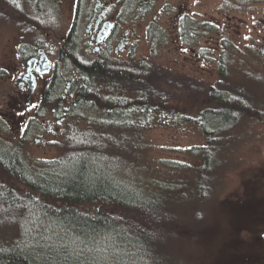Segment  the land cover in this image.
<instances>
[{
	"label": "trees",
	"instance_id": "1",
	"mask_svg": "<svg viewBox=\"0 0 264 264\" xmlns=\"http://www.w3.org/2000/svg\"><path fill=\"white\" fill-rule=\"evenodd\" d=\"M158 1L118 0L117 20L121 24L131 18L142 20L154 11ZM159 18L146 32L153 59L163 54L170 40L158 24ZM212 27L182 17L178 25L181 45H199ZM81 36L74 25L59 54L47 96L56 93L53 104L57 103L58 119L84 121L86 129L71 126L73 130L63 139L66 150L54 160L30 161L20 149L3 146L0 150V264L175 261L180 257L173 252L172 242L199 231L197 204L210 200V183L216 184L214 174L225 162L222 152L234 143L230 133L241 121L256 119L259 114L262 105L257 103L259 97L251 81L258 75L231 56V51L238 50L225 38L216 63L218 82L207 87L133 54L125 62L111 59L110 49L94 58L88 56ZM109 44L108 40L104 45ZM27 47H22L23 60L33 50ZM70 71V78L81 85L64 109L61 94ZM235 72L240 79L230 78ZM200 94L204 95L203 108L196 112L169 105L170 101ZM184 126L195 127L205 141L204 146L185 151L201 160L193 179L187 182L189 193L175 192L182 190L179 182L166 185L132 175L141 171H132L123 158L133 138L130 136ZM162 163L176 172L190 168L182 163ZM191 197L193 206L183 208L182 204L193 201L177 202ZM25 210L30 217L24 219ZM205 216L203 211L202 218Z\"/></svg>",
	"mask_w": 264,
	"mask_h": 264
},
{
	"label": "rangeland",
	"instance_id": "2",
	"mask_svg": "<svg viewBox=\"0 0 264 264\" xmlns=\"http://www.w3.org/2000/svg\"><path fill=\"white\" fill-rule=\"evenodd\" d=\"M39 1L42 10L35 7ZM98 1L102 5L107 2L112 5L109 18L117 28L114 37L109 39L110 44L101 46L95 53L99 45L90 43L91 29L88 30V25ZM166 6L169 8L162 11ZM119 11L118 0H0V150L3 146L20 149L22 156L30 161L54 160L66 150L63 139L74 126L79 130L86 129V122L74 119L58 125V119L51 113L55 106H44L37 115L34 109L30 113L17 109L15 100L21 91L18 83L24 45L34 49V46L47 48L56 43L57 50L52 58L58 62L66 44L61 41H67L71 28L76 25L88 56L94 58L110 49L111 59L125 62L133 54L136 59L152 60L186 81L192 80L208 87L218 82L216 63L223 50L222 40L228 39L238 50L231 51V56L242 60L245 66L241 67H249L258 75L251 81L259 97L257 103L262 106L256 119L241 121L239 127L230 133L234 143L222 152L225 162L214 174L216 184L210 183L212 198L209 202L207 199L204 202L199 200L197 204L199 231L189 233L190 238L172 242V250L180 258L175 261L169 259L167 264H185L183 259L190 264H264V53L261 52L264 47V0L252 3H247V0H159L149 16L142 20L131 18L124 24L117 20ZM158 16V24L166 30L170 40L163 54L153 59L146 32L148 25ZM186 16L213 26L207 36L200 38L199 45H181L178 25ZM126 33L125 48L119 47V40ZM70 74L73 72L67 76ZM238 77L240 79V74L235 72L230 78ZM43 91L41 88L39 95H43ZM68 94L63 100L66 108L77 95L70 101L66 98ZM202 96L179 98L170 101L169 105L196 112L203 108ZM23 117L26 119L21 122ZM49 124L51 130H48ZM130 137L133 138L123 158L131 165L132 171H141L133 176L166 185L179 182L182 190L175 192L189 193L187 182L193 179L201 160L185 151L205 145L204 138L195 127L155 129ZM162 162L182 163L190 168L176 172L166 168ZM184 201L193 202L182 203L183 208L194 205L192 197L177 200L178 204ZM203 211L205 219L202 218ZM25 213L24 219L26 216L29 218L30 213L27 210Z\"/></svg>",
	"mask_w": 264,
	"mask_h": 264
},
{
	"label": "flooded vegetation",
	"instance_id": "3",
	"mask_svg": "<svg viewBox=\"0 0 264 264\" xmlns=\"http://www.w3.org/2000/svg\"><path fill=\"white\" fill-rule=\"evenodd\" d=\"M111 6L112 5L108 2L102 5L101 2L98 1L93 8L92 17L88 25V30L91 29L90 43L92 44L93 42H96L97 34L104 28V26H106L107 29L109 28L108 36L102 41L99 47L95 48L94 50L95 53H98L100 51V47L103 46L110 38H112V36L114 37V31L117 28V26L115 22L112 21L111 18H109V13L111 12ZM35 7L37 10L40 9V1L38 4L37 3L35 4ZM109 24H111L110 27ZM127 34L128 33L125 34V37L119 40V44H118L119 47L125 48L124 45L127 43ZM65 42H66L65 39L61 41V43H65ZM56 50H57L56 43L49 45L47 48L34 46V49L31 51L28 57L21 62V69L19 71L20 78L18 83V86L21 89V91L19 93V97L15 100V102L18 105L17 109L19 111H25V112L27 111L30 113L34 109V112L37 115L38 110H41V108H44V106L45 108L46 106L48 107L55 106L56 108L52 107L51 113L55 115L56 119H58L59 116L56 115L57 103L55 102V104H53L54 99L56 98L55 97L56 93L51 92V94H49L50 96L49 97L47 96L48 91H50L51 89L50 86L55 78V69L57 66V62L53 60L52 56ZM30 60H34L32 66L28 65V62ZM30 67L31 70L29 71ZM47 69H49V73L43 74V72L46 71ZM33 86L34 89L32 90ZM41 88L44 90L43 95L41 94L42 98L41 95H39ZM79 88H80V81H76L75 78H71L70 80H68L66 82L65 93H62L61 95V101L65 99L64 96L66 95L67 92H69V94L66 96V98L71 101L79 91ZM48 98L51 99L48 100ZM64 109H66V107H64ZM42 113L44 114V112ZM26 117L21 118L20 119L21 122H23L26 119ZM64 121H65L64 118L58 119L57 121L58 125H62ZM51 128L52 126L51 124H49L48 130H51Z\"/></svg>",
	"mask_w": 264,
	"mask_h": 264
},
{
	"label": "water",
	"instance_id": "4",
	"mask_svg": "<svg viewBox=\"0 0 264 264\" xmlns=\"http://www.w3.org/2000/svg\"><path fill=\"white\" fill-rule=\"evenodd\" d=\"M110 26H111V24H109V27ZM108 34H109V28L107 29L106 26H104V28L97 34L96 44L100 45L102 43V41L108 36ZM261 52L264 53V47L261 49ZM33 63H34V60H30L28 62V65L32 66ZM30 70H31V67L29 68V71ZM47 73H49V69H47L46 71L43 72V74H47ZM33 89H34V86L32 87V90Z\"/></svg>",
	"mask_w": 264,
	"mask_h": 264
},
{
	"label": "bare ground",
	"instance_id": "5",
	"mask_svg": "<svg viewBox=\"0 0 264 264\" xmlns=\"http://www.w3.org/2000/svg\"><path fill=\"white\" fill-rule=\"evenodd\" d=\"M65 79H71L70 76H65ZM66 82V81H65Z\"/></svg>",
	"mask_w": 264,
	"mask_h": 264
}]
</instances>
